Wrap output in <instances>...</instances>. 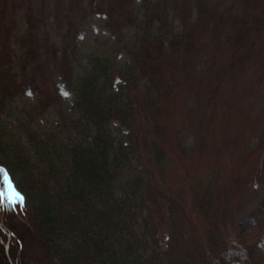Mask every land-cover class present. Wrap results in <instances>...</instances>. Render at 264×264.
Wrapping results in <instances>:
<instances>
[{"label": "trees", "instance_id": "trees-1", "mask_svg": "<svg viewBox=\"0 0 264 264\" xmlns=\"http://www.w3.org/2000/svg\"><path fill=\"white\" fill-rule=\"evenodd\" d=\"M10 1L0 0V168L23 201L0 202L11 234L0 229V264H264V235L234 226L245 193L264 194V122L246 129L244 106L264 81L254 42L264 46V0L243 1L225 35L229 68L237 81L244 68L246 82L209 101L185 92L205 75L202 13L182 25L164 0H105V34L88 47L57 39L41 64L37 8L28 2L12 34ZM235 115L243 144L230 132ZM30 161L34 185L16 173Z\"/></svg>", "mask_w": 264, "mask_h": 264}, {"label": "rangeland", "instance_id": "rangeland-1", "mask_svg": "<svg viewBox=\"0 0 264 264\" xmlns=\"http://www.w3.org/2000/svg\"><path fill=\"white\" fill-rule=\"evenodd\" d=\"M11 1L15 2L12 6ZM11 1L6 9V23L7 26L11 28L12 34L18 33V28L22 25V18L28 13V2L33 3L37 8L36 15L42 19V22L37 27L35 37V39H38L36 42V46L38 47H36L37 53L39 54L37 61H40L41 64H46V62H49L50 64V61L54 60L49 49L57 39L59 40V46L63 43L68 45V43H74L77 39H80L79 43L81 44L82 42L85 47H88L92 44L95 37L105 34L106 32L103 15L105 10V0H45L44 2L40 0H24L22 7H20L21 4L18 0ZM164 1L171 9L179 24L183 25L186 23V16L192 17L197 13H202L204 19H208V24L206 25L207 30L202 38L203 45L199 46L202 58H204V68L202 69H204L205 75L201 77L200 70L199 73L195 75L192 82L187 85L185 92L189 95L197 92L201 98H207L204 101H209L213 97H219L220 94L217 95V93H215L216 90H226V88H233L235 83L242 84L243 82H246L247 79H245L243 75V71H245L244 68H240L238 71V74L240 73L239 76L241 77V79L238 80L240 82L235 80V74L229 68V57L226 55L229 46L225 43L226 31L233 24L229 22H231L236 15L242 14V10L244 9L242 2L245 0ZM45 6L47 9L51 10L49 13L54 10L51 13V16L43 13V11H45ZM248 15L256 18L259 17L258 14L252 13L251 11H248ZM43 20L46 21V26L44 25L45 22ZM258 20L256 21L257 23L264 22V19ZM189 23L191 25L192 21L189 20ZM174 26L177 28L179 25H176L175 22ZM244 41L245 43L248 42L247 39ZM254 42L260 49V60H263L264 46L262 45V39H257ZM214 52L215 54H213ZM203 61L199 62L202 64ZM188 73L189 72H187V74ZM186 77L187 76H183L181 79L184 80ZM201 79H203V81H200ZM55 82L57 92L63 95L64 93H67V95H64L65 97L70 96L66 87L58 86L59 82L57 79H55ZM256 83H258L256 90L257 95L252 98L249 97L244 104L245 109L247 110L245 114L248 115L246 119V129L248 124L255 120V118H258L260 123L264 122V81L257 79ZM29 89L30 88L28 87L27 90ZM246 129L242 130L241 118L235 115L233 117V125L230 132L237 142H242L244 134H249ZM247 141L248 139L245 140V142ZM239 144H243V142ZM240 148L241 147L236 148L235 150L239 152L241 151ZM29 164L30 166L27 164L22 166L23 172L18 170L16 173L18 178L27 179L34 185L38 172L34 168L35 163L33 161H30ZM35 189L38 192L40 186H38V188L35 186ZM39 200L40 196L38 193V197L36 198L38 204ZM62 215L64 217H62L63 219H72V215L71 217L66 213H63ZM58 216L59 214L57 213L56 218H58ZM18 222L23 221L22 219H19ZM234 226L238 231H245V237L248 236L249 239H258L261 235H264L261 234L264 233V194L262 193L261 188H251L242 197L234 210ZM0 229L4 232L9 242L11 234L8 232V229L5 226H2L1 223ZM27 234L32 238L31 241L34 242L35 231L29 230ZM36 241L42 243L39 239H36ZM8 242L5 243V246ZM38 243L36 244V247L39 246L41 248ZM31 246L32 245H29V248H31ZM31 249H33L34 254L36 253L35 255H37V251H35L34 247ZM6 250H8L7 246ZM35 258L27 257V260L30 264H33ZM36 260L37 262L40 261L37 258ZM44 263L48 264L46 261H44Z\"/></svg>", "mask_w": 264, "mask_h": 264}, {"label": "snow or ice", "instance_id": "snow-or-ice-1", "mask_svg": "<svg viewBox=\"0 0 264 264\" xmlns=\"http://www.w3.org/2000/svg\"><path fill=\"white\" fill-rule=\"evenodd\" d=\"M64 95H67V93H64ZM0 172L4 173L3 181L6 186V192L0 193V202L4 199H7L10 204H18L22 202L23 196L13 185L8 173L3 168H0Z\"/></svg>", "mask_w": 264, "mask_h": 264}]
</instances>
